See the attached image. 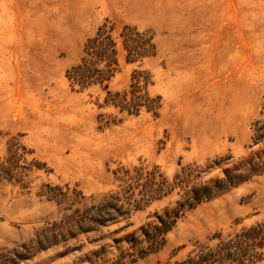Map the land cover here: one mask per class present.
Here are the masks:
<instances>
[{
  "label": "rangeland",
  "instance_id": "1",
  "mask_svg": "<svg viewBox=\"0 0 264 264\" xmlns=\"http://www.w3.org/2000/svg\"><path fill=\"white\" fill-rule=\"evenodd\" d=\"M107 22L153 36L155 56L123 57L109 88L130 91L143 73L152 111L129 115L105 106L99 87L70 86L67 70ZM251 170L185 211L161 252L134 264L181 259L264 221V0H0V264H111L177 207L183 180L200 188ZM149 172L172 194L69 241L30 246L42 234L71 237L85 211L118 193L140 201Z\"/></svg>",
  "mask_w": 264,
  "mask_h": 264
},
{
  "label": "trees",
  "instance_id": "2",
  "mask_svg": "<svg viewBox=\"0 0 264 264\" xmlns=\"http://www.w3.org/2000/svg\"><path fill=\"white\" fill-rule=\"evenodd\" d=\"M155 49L153 36H150L148 32H139L130 26L117 30L115 25L107 22L87 40L80 61L67 70L66 77L70 86L77 88L78 91L94 87L101 88L107 92L108 97H111L105 99V106L114 105L120 108L121 112L137 116L143 107L148 111L153 110L146 102L148 93L143 94L148 85V78L143 73L134 71L130 85L131 90L125 91L123 94L110 92V84L121 72L123 57L127 64H136L155 56ZM255 174H257L255 170H251V173L246 176L232 174V171H229L226 172L225 178L217 180L213 183L214 185L210 184L200 188L191 186V181L188 179L183 180L186 184L183 188L185 192L182 200L177 202V207L171 210L167 209L163 215L155 216V220L141 228V236L134 240V245L131 247L133 252L131 254L122 253L111 264H134L139 259H145L161 252L166 243V236L176 227L185 211L191 210L203 202L216 199L222 193L246 182L249 176ZM148 177L149 179L144 184L145 191L141 192L143 198L140 201L133 203L129 201L125 204L120 197L121 193H118L101 203L97 208L85 211L84 216L75 227L77 232L71 237L59 238L60 233L55 236L42 234L33 239L30 246L37 244L39 251L69 241L80 234L96 231L110 222L125 217L130 218L132 212L144 209L141 203L145 198H148L151 203L155 199L160 200L172 194L174 185L170 187L169 192H164L166 186L156 181L154 172H149ZM141 178L142 174L133 177L136 182ZM134 189V186L129 185L124 189V193ZM57 227L58 225L51 231L54 232ZM214 239L217 240L214 245L199 244L181 259H175L178 253L175 251L167 261L159 264H257L264 260V221L228 238H223L219 234L215 235ZM127 255L134 258L127 261Z\"/></svg>",
  "mask_w": 264,
  "mask_h": 264
}]
</instances>
